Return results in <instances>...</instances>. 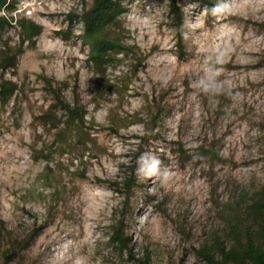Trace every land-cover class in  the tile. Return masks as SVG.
<instances>
[{
	"label": "rangeland",
	"instance_id": "rangeland-1",
	"mask_svg": "<svg viewBox=\"0 0 264 264\" xmlns=\"http://www.w3.org/2000/svg\"><path fill=\"white\" fill-rule=\"evenodd\" d=\"M215 2L123 0L90 43L91 0L0 8V264H135L110 243L118 225L149 264L264 247V0L220 17L204 12ZM217 51L230 94L192 87ZM146 151L174 173L167 185L137 176Z\"/></svg>",
	"mask_w": 264,
	"mask_h": 264
},
{
	"label": "trees",
	"instance_id": "trees-1",
	"mask_svg": "<svg viewBox=\"0 0 264 264\" xmlns=\"http://www.w3.org/2000/svg\"><path fill=\"white\" fill-rule=\"evenodd\" d=\"M15 1V0H12ZM28 1V0H24ZM123 0H91V7L88 11L84 12L80 18V21L83 25L84 38L89 43L94 37H96L103 30H107L108 27L114 22V18L122 14L121 2ZM170 4L172 10H176L174 2L176 0H167ZM7 5V0H0V8ZM8 5L6 6V8ZM177 11V10H176ZM8 26V22L5 18H0V34L3 29ZM40 32L33 34L28 39L37 37ZM112 43H107L108 49H113L111 46ZM115 48V47H114ZM11 63L13 58L10 59ZM8 67L12 68L10 64ZM8 89L0 86V99L4 96L5 92ZM55 101L58 102V106L65 111L67 114V123L73 127V130L76 129V126H82L84 124L85 114H83L77 105L73 107L61 102L58 94L55 90L52 92ZM163 112L159 109L156 110L154 116V122L161 119ZM81 136H78V139ZM127 184L129 185V180L126 179ZM126 185L127 187H129ZM264 194V192H262ZM258 203L257 205H259ZM259 219L264 223V213L257 212ZM259 230L264 232V224L259 223ZM120 226V227H118ZM114 228L112 236L110 238V243L113 245L114 249L119 252L121 256L126 257V262L134 261L135 264H149L147 260L137 261L130 254L131 250L129 248L130 239L127 238L125 231L121 225ZM215 249L218 254L221 256L223 261H216L211 253V251L202 250L199 252V255L202 257L206 264H225V261H229L232 264H264V247L256 246L253 241L248 240L245 246L240 247L239 249H232L230 251H225L223 246L216 242ZM148 259V258H147Z\"/></svg>",
	"mask_w": 264,
	"mask_h": 264
},
{
	"label": "clouds",
	"instance_id": "clouds-1",
	"mask_svg": "<svg viewBox=\"0 0 264 264\" xmlns=\"http://www.w3.org/2000/svg\"><path fill=\"white\" fill-rule=\"evenodd\" d=\"M232 0H216L213 7L209 10L204 9L205 13H211L213 17L227 16L233 11ZM224 51H217L214 56H206L204 59L205 68L203 73L192 81V87L205 94L220 95L230 94V83L226 79H221L224 69L222 67L225 57ZM136 174L141 179H154L162 186L167 185L174 176L170 168L163 165L161 159L153 152L146 151L137 160Z\"/></svg>",
	"mask_w": 264,
	"mask_h": 264
},
{
	"label": "built area",
	"instance_id": "built-area-1",
	"mask_svg": "<svg viewBox=\"0 0 264 264\" xmlns=\"http://www.w3.org/2000/svg\"><path fill=\"white\" fill-rule=\"evenodd\" d=\"M29 6H30L29 2H26L25 6H24V10H25V9H28ZM26 14L30 15V12L27 11Z\"/></svg>",
	"mask_w": 264,
	"mask_h": 264
}]
</instances>
